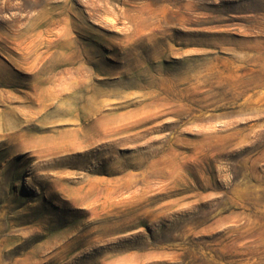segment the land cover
Wrapping results in <instances>:
<instances>
[{
	"label": "rangeland",
	"instance_id": "rangeland-1",
	"mask_svg": "<svg viewBox=\"0 0 264 264\" xmlns=\"http://www.w3.org/2000/svg\"><path fill=\"white\" fill-rule=\"evenodd\" d=\"M0 93V264H264V0H0Z\"/></svg>",
	"mask_w": 264,
	"mask_h": 264
},
{
	"label": "bare ground",
	"instance_id": "bare-ground-1",
	"mask_svg": "<svg viewBox=\"0 0 264 264\" xmlns=\"http://www.w3.org/2000/svg\"><path fill=\"white\" fill-rule=\"evenodd\" d=\"M51 33V32H50ZM44 34H46V35H50L49 34V31H47V30H43V31H41L40 32V35H44ZM34 36V35H33ZM32 36V37H33ZM55 36H58V34H56ZM23 37V36H22ZM26 39H27V37H26ZM25 39V40H26ZM29 40V39H28ZM32 40V39H31ZM46 41H48V40H46ZM54 41H55V39L53 40V38L47 43L48 45L47 46H45V47H47V50L45 51V52H43V53H47L48 52V50H49V48H51V47H55V43H54ZM43 42H45V41H43ZM42 42V43H43ZM19 45H21V43H19ZM24 45V44H23ZM27 45V44H26ZM22 46V45H21ZM20 47V46H19ZM25 48H27V46H24L23 47V49H25ZM34 48V47H33ZM68 49H71V48H68ZM26 51H27V49H26ZM25 51V52H26ZM70 51V50H69ZM21 52V51H20ZM25 52H23V56L24 57H32V56H34L35 55V53H33V54H31L32 53V51H30V52H28V53H25ZM37 54V53H36ZM48 54V53H47ZM58 54H60V52L59 51H54L53 52V54H52V56H55V55H58ZM44 55V54H43ZM42 55V56H43ZM40 57H41V55H40ZM85 57V56H84ZM59 73V72H58ZM79 75H80V73H79ZM60 83V82H59ZM55 86V85H54ZM69 86V85H68ZM54 88V87H53ZM86 88V87H85ZM47 89V88H46ZM94 90V89H93ZM92 90V91H93ZM47 91V90H46ZM99 91V90H98ZM2 92V91H1ZM50 91H48V93H49ZM81 92V95L79 94ZM89 92V90H85V89H81L80 91H78V94L76 95V96H72L73 97V99L74 100H76V101H83V100H87V99H90L91 98V96H86V94ZM101 91H99V93H100ZM0 94H2V93H0ZM7 94H8V92H7ZM68 94H70V93H68ZM45 96V95H44ZM56 96V95H55ZM3 98V97H2ZM37 98V97H36ZM46 98V97H45ZM91 100L93 101H91L94 105H96L95 107H94V114L96 113V115L94 116V117H92L91 118V121L88 123V125H89V129L90 130H92V131H95V132H88V130H87V135H86V141L88 140H92L93 138H95V137H97V139L98 140H100V139H102V138H106L108 135H110V134H113V133H111L110 131H108L107 129H105L104 127H106L107 126V123H109V121L110 120H112L113 118L111 117H109V116H105V115H100L99 114V112H100V109L103 107V104H104V102H105V100H99L98 99V97H94V98H91ZM45 105V104H44ZM57 105V104H56ZM47 107V106H46ZM42 110H44V106H43V108H41ZM41 111H39V113H40ZM54 113V114H53ZM43 114V116H44V118H53V117H55V116H57L58 115V117L60 116L59 115V113L57 112V109L56 110H54V112H51V113H49V111L47 112V111H45V112H43L42 113ZM120 118H121V116H120ZM60 119V118H59ZM69 120H72V119H69ZM60 121V120H59ZM65 121V120H64ZM118 122V121H117ZM65 123V122H64ZM72 124V123H71ZM73 125H77L78 126V124L77 123H73ZM80 127V126H79ZM82 142V141H81ZM85 142V141H84ZM103 142V141H102ZM79 143V142H78ZM88 143V142H87ZM83 144V143H82ZM88 196L85 194L83 197H81V199L82 200H85L86 198H87Z\"/></svg>",
	"mask_w": 264,
	"mask_h": 264
}]
</instances>
